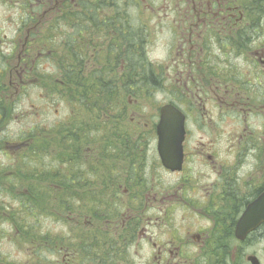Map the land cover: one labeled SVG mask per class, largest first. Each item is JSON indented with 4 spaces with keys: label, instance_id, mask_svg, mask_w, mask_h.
Listing matches in <instances>:
<instances>
[{
    "label": "flooded vegetation",
    "instance_id": "flooded-vegetation-1",
    "mask_svg": "<svg viewBox=\"0 0 264 264\" xmlns=\"http://www.w3.org/2000/svg\"><path fill=\"white\" fill-rule=\"evenodd\" d=\"M6 1L13 5L1 13L3 23L12 17L15 27L8 37L0 24L2 136L20 91L36 82L48 93L37 91V99L53 98L61 73L48 42L56 43L57 28L64 29V81L78 64L81 75L98 71L104 77L107 71L115 81L129 82L136 29L144 36L143 51L150 34L163 38L164 56L143 58L156 88L129 84L113 92L111 117L83 113L95 122L109 119L112 143L105 145L104 133L96 130L95 145L67 149L72 167L64 189L84 195L93 189L96 198L83 195L69 213L68 246H54V264H264V212L252 209L264 207L254 204L264 195V0L0 4ZM121 43L128 45V60H120ZM164 106L183 117L184 139L174 149L181 162L168 163L176 171L163 164L159 150ZM37 111L32 115L38 117ZM73 117L69 110L67 130ZM39 130L38 124L22 130L12 143L0 136V150L21 153L31 143L37 160ZM162 152L171 156L167 148Z\"/></svg>",
    "mask_w": 264,
    "mask_h": 264
},
{
    "label": "trees",
    "instance_id": "trees-1",
    "mask_svg": "<svg viewBox=\"0 0 264 264\" xmlns=\"http://www.w3.org/2000/svg\"><path fill=\"white\" fill-rule=\"evenodd\" d=\"M88 7L89 6H87V8ZM121 10L127 9L121 7ZM126 31L128 33V29H126ZM49 33H52V31H50ZM120 35L122 36V33H120ZM56 36V43L53 41L48 42L51 48H53L54 46L55 52L57 53L56 64L60 65L59 67L62 69V82H60V87L58 85L56 86V94L61 95V98L68 97L71 100V104L67 103V105L69 106V110H71L74 115L73 119L71 118L70 120V122L72 123V126L70 127L72 128L70 130H67V126H65V123L64 125L62 123H58V125L55 126L51 131H43L42 129H40L38 160L35 161V154L30 143L28 151H23L21 153L19 152L20 154L18 153L19 157L22 158L21 166L16 167L14 165L11 170H7L6 172L0 170V190L4 189L6 191L16 192L21 185L25 186L27 190L25 192L22 191L20 194H18L20 197H22L23 200L20 199L21 207L20 210L15 214L17 216H15L14 213L11 215L10 208L8 207H3L0 205V209L5 208L2 214L5 213V216L11 218H9V221L12 228L14 229V233L11 234L10 237H12L14 245L20 247L22 246V248H28L31 250V252H29L28 254H31L30 260H32V264H54L52 262H48V256L40 255L45 250L49 254L50 247L54 244L55 241L60 242L63 247L66 244V238H50L49 236L43 237L39 232L35 230L34 227L30 226V224H27V222L25 221H21L26 214H34L35 210H50L51 208L52 212L62 217L60 219L61 222L65 223V221L63 220L66 217V214L73 210L71 209V204L69 203V196L73 193L66 194V192L62 191V189H57L58 186L64 189L65 187L69 186L70 183L68 180V175H66L67 173L65 174V172L61 169L62 166L61 168H55L58 165V163L56 162L58 160L62 161L64 159V168V163L67 162L65 161V159H68L69 156L67 149L69 150L70 147H75L77 149H80L81 151L83 148L90 146L94 140L93 133L96 130H102V132L104 133L102 137L104 138L103 141L105 142L103 143L105 145H110L112 143L114 131L112 128L107 129L109 127L108 123H100V121L95 122L94 119H88L83 113L95 116L96 114L106 115L107 112L113 111L114 106H116L114 102L117 100L113 95V92L123 87L128 89L129 84H133L137 90H153L156 86V82H150L145 74L146 71L151 70V68H147L143 65L144 51L142 42L144 40V36L141 30L136 29L135 31V47H132V49L135 50V64L132 65V68L130 69L131 81H125L123 85L120 84L121 79H119V81H115L112 77L108 76V72L106 70L109 68L107 67H104L107 74L104 77H101L97 73L98 71H94L91 75H81V73L78 72V69H81L80 66H77L78 64L72 66L73 69L75 68V70L71 72V77L69 78V80L64 81V55L61 48L63 39L61 36ZM59 39L61 41H59ZM127 46L128 45L126 43L120 44L121 61L123 59L128 60L129 58ZM59 49H61V51H58ZM120 65V67H122V63H120ZM150 76L152 77L151 74ZM106 83H110L111 86H106ZM66 87L68 89H66ZM99 109H102V112H97L99 111ZM67 117L68 113L66 115V119ZM32 133L33 132L30 131L28 132V134H26V136L31 138ZM48 138H51L54 141H49ZM53 142H55V144H53ZM48 155L53 158L56 157L57 161H52L49 165L44 164V161L49 158ZM25 161L30 163V169L26 168L25 166L23 167V163H25ZM17 163L20 162L17 160ZM54 163L56 164L54 165ZM54 171H56L57 174H54ZM24 173H29V176H31L32 178V182L26 183ZM80 181V178L76 180V183L78 182L76 186H78L79 188V184H81ZM27 192L30 195H27ZM76 195L79 201L81 198L86 196L80 191ZM18 216H21V219L19 221L16 220V217ZM4 223L8 224L9 222ZM1 258L2 257H0V262Z\"/></svg>",
    "mask_w": 264,
    "mask_h": 264
},
{
    "label": "rangeland",
    "instance_id": "rangeland-1",
    "mask_svg": "<svg viewBox=\"0 0 264 264\" xmlns=\"http://www.w3.org/2000/svg\"><path fill=\"white\" fill-rule=\"evenodd\" d=\"M12 3H9L6 1V5H1L0 4V24L4 27V33L8 37H12L13 35V28L15 27L14 20L11 18L7 19V22H4L3 15L1 13L8 11V9L12 6ZM12 21V23H10ZM13 25V27H11ZM57 35L63 36L64 34V29L57 28L56 30ZM149 43L147 44V54H149L150 58L152 60L154 59H160L164 56L165 51L163 50L162 47V41L163 38L161 35H149ZM6 54L8 52L6 51ZM60 65L56 66V70H58V74L62 73V69L59 67ZM60 72V73H59ZM58 76V75H57ZM59 77V76H58ZM60 77L61 74H60ZM60 79V78H59ZM34 84V88H33ZM61 86L60 82H56L55 86ZM106 86H111L110 83H106ZM66 89H68L66 87ZM37 91H40L39 94L42 96H45L47 93V90L44 87H41V84L33 82L31 87H28V89L25 91H20L19 92V98L17 105L14 107V110L8 111L7 116L8 119L6 123L4 122L3 124V129L4 131L2 132L3 136L0 135L1 137H5L6 141L8 143L12 142H17L20 134V131L35 127V124H38L40 129L43 131L45 129H51L53 124H58L62 123L64 125L66 121V115L69 111V106L67 103L62 100L61 95L56 94V92L53 94V98L49 99L47 97L42 98V99H37L35 96L37 95ZM161 95H159V98ZM66 101L71 102V100L68 98ZM34 108L38 109V117L33 116L32 114L34 113ZM109 117L112 116V112H110ZM35 118V119H34ZM105 123H109L110 121L108 118L104 119ZM95 145V144H91ZM11 151L10 153H13L11 155H6L5 152L0 150V170L2 171H7L11 170L13 165H16V167L21 166L22 163V158L19 157V154H17V150L13 148H9ZM53 154V153H52ZM49 160H45L44 164H50L52 161H57V158L50 157L48 155ZM17 160L20 163H17ZM64 163V168H63V162L62 161H57L58 165L55 168H61L65 172L66 175L70 172L71 170V164L69 163L68 159H65ZM26 163V164H25ZM23 163V167L25 166L26 168L30 169V163L25 161ZM54 163V165L56 164ZM43 167V165H42ZM79 168L76 166L74 169L75 172L78 171ZM10 174V173H8ZM25 174V181L26 183L32 182L31 176H29V173H24ZM54 174H57L56 171H54ZM74 176V175H73ZM76 177V175H75ZM78 177V176H77ZM76 177V178H77ZM166 181H170L167 178H164ZM90 180H95L92 176H90L88 179ZM174 181V180H173ZM50 186V185H49ZM51 187V186H50ZM49 187V188H50ZM1 188V187H0ZM22 191H27L25 186L21 185L20 188L17 189L16 192L14 191H6V190H0V205L3 207H8L10 208L11 215L14 213V215L20 210L21 207V200L22 197H20L18 194H20ZM63 192H66V194H71L70 192H67L66 189L62 190ZM94 190H89L88 191V197L89 200H94L96 198V195L93 194ZM16 193V194H15ZM79 191H74L73 194L69 196L70 204H71V209H78L79 208V199L77 198V195ZM27 195L28 194L27 192ZM87 196V194L85 193ZM23 200V199H22ZM82 203V202H81ZM5 209V208H4ZM4 209H0V257L1 262L0 264H32V260H30L31 254H28L31 252L30 249L28 248H22V246H17L14 245L13 239L11 234L14 233V229L11 226V223L9 221L10 217L5 216V213L2 214ZM2 214V215H1ZM21 214V213H19ZM17 216V215H15ZM62 217L57 215L56 213L50 210H35L34 214H26L25 217H23L22 222H27V224H30V226L34 227L37 232H39L43 237L44 236H49L50 238H61L64 239L68 236L69 231L66 230L67 225L66 223H69L70 220L66 218V223L60 222V219ZM11 219V218H10ZM21 219V216L16 217V220L19 221ZM64 221V220H63ZM4 222H9L8 224ZM46 234V235H45ZM69 238V237H67ZM47 247V245H46ZM52 249V246H51ZM47 251L45 250L40 256H48V262L54 263V259L51 254H46ZM58 254V253H57ZM47 260V259H46Z\"/></svg>",
    "mask_w": 264,
    "mask_h": 264
},
{
    "label": "water",
    "instance_id": "water-1",
    "mask_svg": "<svg viewBox=\"0 0 264 264\" xmlns=\"http://www.w3.org/2000/svg\"><path fill=\"white\" fill-rule=\"evenodd\" d=\"M184 124H183V117L182 115L174 110L173 108L166 106L161 109L160 120L157 125V136L159 139V150L161 154V158L163 164L171 169H176L175 166H168L170 160L172 163L180 164L181 160L178 162L176 161V155L174 153V149L181 147V143L184 139ZM163 148H167L170 150L169 157H165L163 155ZM173 153V154H172ZM175 161V162H174ZM259 204H264V195L258 198L255 201V205L260 206ZM254 211H263L264 207L262 208H252Z\"/></svg>",
    "mask_w": 264,
    "mask_h": 264
}]
</instances>
